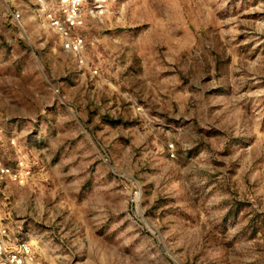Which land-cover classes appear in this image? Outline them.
<instances>
[{"label": "rangeland", "instance_id": "obj_1", "mask_svg": "<svg viewBox=\"0 0 264 264\" xmlns=\"http://www.w3.org/2000/svg\"><path fill=\"white\" fill-rule=\"evenodd\" d=\"M57 3L0 0L9 239L31 264H264V0H84L77 52Z\"/></svg>", "mask_w": 264, "mask_h": 264}, {"label": "built area", "instance_id": "obj_2", "mask_svg": "<svg viewBox=\"0 0 264 264\" xmlns=\"http://www.w3.org/2000/svg\"><path fill=\"white\" fill-rule=\"evenodd\" d=\"M84 0H58V15L48 14L50 23L57 29L64 46L71 52L80 51L84 41L79 34H73L72 28L81 23L82 3ZM53 12V11H49ZM18 15V14H17ZM16 174L0 159V178ZM33 250L24 239L10 238L7 228L0 224V264H31Z\"/></svg>", "mask_w": 264, "mask_h": 264}]
</instances>
